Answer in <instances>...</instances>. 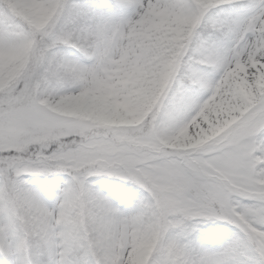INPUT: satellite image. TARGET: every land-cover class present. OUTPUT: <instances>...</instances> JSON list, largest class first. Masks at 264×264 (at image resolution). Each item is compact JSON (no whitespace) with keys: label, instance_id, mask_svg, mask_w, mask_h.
I'll return each mask as SVG.
<instances>
[{"label":"snow or ice","instance_id":"snow-or-ice-1","mask_svg":"<svg viewBox=\"0 0 264 264\" xmlns=\"http://www.w3.org/2000/svg\"><path fill=\"white\" fill-rule=\"evenodd\" d=\"M0 264H264V0H0Z\"/></svg>","mask_w":264,"mask_h":264}]
</instances>
